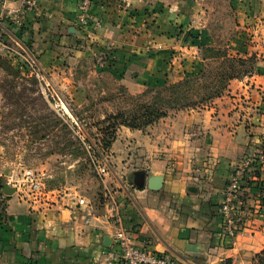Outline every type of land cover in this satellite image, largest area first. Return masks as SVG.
Masks as SVG:
<instances>
[{
  "label": "crops",
  "instance_id": "0c3cea01",
  "mask_svg": "<svg viewBox=\"0 0 264 264\" xmlns=\"http://www.w3.org/2000/svg\"><path fill=\"white\" fill-rule=\"evenodd\" d=\"M209 1L214 0H94L89 24L80 29L79 0H40L37 10L22 13L18 1L0 0V36L31 51L47 79L45 70H50V79L72 83L71 70L83 59L95 60L97 82L113 68L134 94L149 85L176 82L192 67L200 69L205 61L201 46L217 45L209 23L202 20ZM231 1L244 15L251 0ZM84 86L79 83L80 93L70 95L76 105L84 103ZM63 109L77 120L73 108L65 104ZM249 119L236 117L229 105H198L171 110L153 124L151 134L123 126L126 137L133 138H125L121 160L130 164L135 145L138 166L113 178V187L123 225L137 246L185 264H253L264 249V216H256L253 229L232 246L220 235L219 211L233 164L264 136V115L257 112ZM256 123L261 131L254 137ZM138 170L146 174L143 185L135 183ZM156 176L161 181L153 189L150 179ZM52 189L62 194L49 205L27 201L18 189L11 195L3 192L0 264H103V252L116 246L118 225L107 214L103 190L95 199L76 186ZM81 195L93 208L89 225L87 211L78 205Z\"/></svg>",
  "mask_w": 264,
  "mask_h": 264
},
{
  "label": "rangeland",
  "instance_id": "374dc122",
  "mask_svg": "<svg viewBox=\"0 0 264 264\" xmlns=\"http://www.w3.org/2000/svg\"><path fill=\"white\" fill-rule=\"evenodd\" d=\"M207 3L208 13L202 20L207 21L213 30L217 49L229 55L252 57L254 66H248L249 72L241 77L229 80L221 95L199 106L229 105L236 117L245 116L247 119L250 116L251 121L257 112L262 114L261 109L264 108V0H251L244 15L236 11L231 0ZM78 27L82 29L80 25ZM0 55L11 61L5 54ZM94 61H80L77 69L75 67L69 74L74 77L72 83L50 79L53 77L50 76V70H45L49 79L45 74L39 79L27 69H21L23 72L14 76L0 67V198L3 195V180L13 185L26 169H34L44 175L51 188L76 186L83 195L100 199L103 195V183L95 168V161L98 163L106 159L113 178L121 179L137 168V146L131 148L133 157L129 158V165H125L126 161L120 157V152L125 150V138H133L126 137L127 134L123 133L124 125H117L115 136L108 146L103 141L104 129L113 124L110 115L131 110L135 104L133 98L137 99L148 86L132 95L127 94L126 87L127 91L120 95L123 84L120 82L119 71L110 68L103 75V70L99 69L98 75H103V78L97 82L94 79L97 77L94 76ZM208 66V61L205 60L198 71L192 67L189 72H181V75L185 78L201 74ZM94 81L97 86L93 87L91 83ZM79 83H85V92L81 91L85 97L84 103L76 105L70 95L75 90L78 91L76 87H79ZM55 89L59 91V95ZM79 93L80 91L76 92ZM78 96L80 99L82 95ZM149 98L151 93L142 97L143 100ZM65 104L73 108L76 116L71 112L77 120L66 114L63 109ZM58 117L68 123L69 130L63 128ZM153 124L142 129L145 134H151ZM259 131L261 129L258 124L253 130V136L257 137ZM258 145L259 143L252 142L251 148L237 158L231 171L239 161L253 155ZM252 181H255V186L258 184L255 189H261V177L255 174ZM240 198L248 200L244 189ZM246 203L252 207V201ZM253 203L256 206L254 200ZM257 209L264 216V211ZM261 214L257 215L262 217ZM252 223L253 221L248 227L243 225L239 236L249 233L253 229Z\"/></svg>",
  "mask_w": 264,
  "mask_h": 264
},
{
  "label": "built area",
  "instance_id": "2783aa9c",
  "mask_svg": "<svg viewBox=\"0 0 264 264\" xmlns=\"http://www.w3.org/2000/svg\"><path fill=\"white\" fill-rule=\"evenodd\" d=\"M20 3L19 11H35L39 7L40 0H14ZM94 0H79V11L77 22L81 27L89 24ZM0 53L5 54L12 62H17L22 69H27L31 75L41 78L43 76L41 67L36 57L21 43L6 40L0 36ZM103 63V58L99 59ZM95 161V160H94ZM95 168L101 177L103 191L107 200V214L110 219L118 225V230L114 235L115 247L103 252L106 259L103 264H185L175 259L169 254L151 251L147 248L139 247L133 241L130 231L123 225L121 205L117 192L113 187V177L111 167L106 159L102 162L95 161ZM255 170L263 172L261 179V189H252L247 181L255 179ZM255 173V174H254ZM254 178V179H253ZM14 185L21 195L33 204L49 205L58 199L62 191L48 187L44 175L37 173L34 169H26ZM247 193V202H256V206L240 198L242 190ZM249 195V196H248ZM79 207L87 211L85 224L90 223L93 216V208L89 200L84 196L78 198ZM260 208L264 211V154L262 149H255L253 155H249L239 161L230 174L229 182L225 190L223 201L220 205V214L223 218V226L220 235L226 241L235 246L238 242L239 231L244 225H248L259 213ZM263 216V213L261 214Z\"/></svg>",
  "mask_w": 264,
  "mask_h": 264
},
{
  "label": "trees",
  "instance_id": "16d2710c",
  "mask_svg": "<svg viewBox=\"0 0 264 264\" xmlns=\"http://www.w3.org/2000/svg\"><path fill=\"white\" fill-rule=\"evenodd\" d=\"M201 49L203 59L207 60L209 64L206 71L201 74L188 75L179 81L157 87L149 85L142 95H139L137 99L133 98L135 104L131 110L120 111L109 116L113 120V124L104 129V144L106 146L110 144L111 139L115 136L117 125H125L133 129H144L146 126L167 116L171 110L198 106L221 95L229 80L241 77L249 72L248 66H254L252 57H243L240 54L229 55L214 46L202 45ZM0 67L14 76H18L23 72L22 68L2 55H0ZM126 91L127 88L122 86L120 95ZM128 93L129 91H127ZM149 93H151V98L143 100V95ZM261 111L264 115V108ZM73 113L76 116L74 111ZM77 118L80 120L78 116ZM58 120L63 124L64 129L69 130L68 123L60 117H58ZM257 148L262 149L264 154V136ZM262 174L261 170L256 171L258 177H261ZM249 184L252 189L256 190L258 184L255 186V181L251 180ZM253 264H264V249L254 256Z\"/></svg>",
  "mask_w": 264,
  "mask_h": 264
},
{
  "label": "water",
  "instance_id": "95a60500",
  "mask_svg": "<svg viewBox=\"0 0 264 264\" xmlns=\"http://www.w3.org/2000/svg\"><path fill=\"white\" fill-rule=\"evenodd\" d=\"M145 178H146V174L143 170H138L135 173V183L138 185H143L145 183ZM161 181V178L156 176V177H152L150 179V186L153 189H158L159 188V183ZM2 189L3 192L7 195H11L13 193H15L17 191L16 186L12 185L11 183H9L7 180H3L2 182ZM105 244L107 246H109L111 244V242L109 241V237L106 238L105 240Z\"/></svg>",
  "mask_w": 264,
  "mask_h": 264
}]
</instances>
